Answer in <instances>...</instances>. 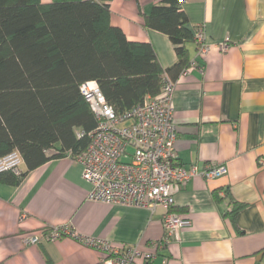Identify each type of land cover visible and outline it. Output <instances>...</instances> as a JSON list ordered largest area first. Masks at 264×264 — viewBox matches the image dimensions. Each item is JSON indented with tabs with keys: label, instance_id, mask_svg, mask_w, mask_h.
I'll return each mask as SVG.
<instances>
[{
	"label": "crops",
	"instance_id": "0c3cea01",
	"mask_svg": "<svg viewBox=\"0 0 264 264\" xmlns=\"http://www.w3.org/2000/svg\"><path fill=\"white\" fill-rule=\"evenodd\" d=\"M160 1L112 0L110 24L131 42L149 43L167 69L176 62L174 46L144 26ZM181 8L191 29H204L208 51L198 56L189 43L196 66L175 80L176 160L200 170L222 166L226 174L172 189L171 213L191 225L146 264H264V0H183ZM90 189L71 157L45 163L18 186L0 184V264H102L106 255L72 238L22 244L25 235L64 225L118 249L150 251L162 239L164 209L90 202ZM231 197L245 205L235 225L224 217Z\"/></svg>",
	"mask_w": 264,
	"mask_h": 264
},
{
	"label": "trees",
	"instance_id": "16d2710c",
	"mask_svg": "<svg viewBox=\"0 0 264 264\" xmlns=\"http://www.w3.org/2000/svg\"><path fill=\"white\" fill-rule=\"evenodd\" d=\"M111 1L0 0V159L17 152L22 160L17 173L0 172V184L18 186L45 163L87 148L97 123L80 92L84 82L95 81L121 115L156 96L163 74L175 81L189 67L195 29L178 0H161L144 16V26L174 46L167 69L149 43L131 42L110 24ZM229 199L224 217L235 225L245 205Z\"/></svg>",
	"mask_w": 264,
	"mask_h": 264
},
{
	"label": "built area",
	"instance_id": "2783aa9c",
	"mask_svg": "<svg viewBox=\"0 0 264 264\" xmlns=\"http://www.w3.org/2000/svg\"><path fill=\"white\" fill-rule=\"evenodd\" d=\"M178 2L182 5L183 0ZM193 43L198 56L206 54L208 46L202 27L195 29ZM225 48L222 45V50ZM195 66V61H190L189 67L180 76L188 75ZM174 89L175 81L163 74L161 89L156 96L147 97L143 103L120 115L107 103L95 81L84 82L80 92L97 125L89 134L87 148L75 157L71 153L68 156L81 166V177L91 187L88 201L147 209L151 212L159 207L164 209L161 217L162 239L152 243L150 251L135 246L118 249L106 241L83 240L73 227L64 225L25 235L22 238L24 247L72 238L106 255L102 264H146L157 257L159 250L169 246L179 230L191 225L189 220L170 212L174 206L172 189L195 177L207 181L220 178L226 174V170L222 166L210 164L201 170L197 166L185 168L177 163ZM83 136V131H77V138ZM21 163L19 154L12 152L0 159V172L11 169L17 173Z\"/></svg>",
	"mask_w": 264,
	"mask_h": 264
}]
</instances>
